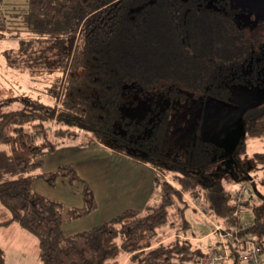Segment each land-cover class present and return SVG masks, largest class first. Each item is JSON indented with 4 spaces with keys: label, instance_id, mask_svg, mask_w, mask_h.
Here are the masks:
<instances>
[{
    "label": "trees",
    "instance_id": "trees-1",
    "mask_svg": "<svg viewBox=\"0 0 264 264\" xmlns=\"http://www.w3.org/2000/svg\"><path fill=\"white\" fill-rule=\"evenodd\" d=\"M26 5L15 16L18 28L8 26L0 10V30L15 32L0 38L16 39L17 30L26 31L6 58L22 71L55 74L45 90L53 102L18 96L23 105L0 114V202L12 213L0 225L17 222L36 235L41 264H198L206 253L184 231L161 243L155 239L168 221L173 195L181 201L184 193L203 198L212 217L230 227L243 219L233 216V192L210 169L209 141L197 140L190 162L163 153L170 112L193 97L228 101L234 85H263L264 23L245 26L231 0H27ZM138 108V115L125 113ZM243 121L238 151L244 155L250 139L264 137V101L247 107ZM78 137L82 147L101 144L154 167L160 205L125 209L65 236L64 221L94 213L98 200L73 165L52 172L43 167L45 156ZM5 173L11 178L2 180ZM61 177L83 183L82 207L66 210L34 189L39 179L55 185ZM245 207L254 216L242 235L262 247L264 261V200L251 204L248 198ZM231 256L239 264L238 255ZM0 264H6L1 247Z\"/></svg>",
    "mask_w": 264,
    "mask_h": 264
},
{
    "label": "rangeland",
    "instance_id": "rangeland-1",
    "mask_svg": "<svg viewBox=\"0 0 264 264\" xmlns=\"http://www.w3.org/2000/svg\"><path fill=\"white\" fill-rule=\"evenodd\" d=\"M231 1L235 8L240 9L238 17L245 26L251 28L264 23V0ZM26 2L27 0H0V10L4 13L8 26L18 28L19 21H17L18 19L15 16L25 10L27 6ZM17 32L18 37L16 39L0 38V100H11L0 105V114L21 107L23 104L17 99L18 96L39 99L47 104L53 102V99L45 90L54 79L55 74H44L41 71H22L13 67L10 61L7 60L6 52H16L20 46V39L24 38L27 34L23 29L17 30ZM13 33L15 32L0 30V36H10ZM48 69L50 71L51 67H48ZM262 101H264V83L258 86L234 85L232 96L228 101L193 97L188 101L177 103L170 112L171 117L163 145V153L178 162H190L197 140L203 139L209 141L213 146L210 169L216 172L217 179L224 182L233 192V195L242 184L247 183L249 191L246 199L250 198L251 204L262 202L264 200V186L262 184V179L264 178V159H262L264 158V137L250 139L244 155L238 151L240 142L244 136V110ZM125 113L138 115L140 110L139 108L135 111L127 109ZM81 139L83 140L82 137H78L77 140H71L69 143L61 146L68 148L63 151L64 154L65 152L73 153L76 149L82 150L83 148L91 147L80 146L78 143H80ZM96 146L105 147L101 144H96ZM100 147L97 148L109 151L106 147ZM116 156L118 155L112 154V158L116 159ZM82 157L80 166L76 162L65 165H73L81 178L87 183L91 181V184H88L93 185V189H96V186L98 189H101L98 192L100 202H110L112 194L122 193L118 190L120 186L129 185L125 179L128 169L126 163H123L119 170H114V168H110L109 166L110 161L114 159L104 156L103 153L98 154L95 159V155H92L90 159H85L88 157L85 153L81 154ZM55 158L53 156L52 161L46 159V166L43 167L44 171L53 165L54 160L57 162ZM258 158L261 160H258ZM112 171H115L121 177L123 183L117 185L120 186L116 187V191L109 193L104 188H107L106 182H112L110 177ZM10 178L6 173L5 176H2V180ZM166 179L179 188L170 177H166ZM77 183L79 185L72 187V184L63 182L56 183L55 185H48L45 182L36 185L35 182L34 189H37L36 191L41 192L42 195L54 201L67 203L73 202L72 198L75 200L76 195H72L73 192L71 190L81 187V182H75V184ZM130 183L132 184V182ZM173 196L174 201L169 208L168 221L158 227L155 239L161 240L166 238L165 241H168L177 232L183 233L184 231L183 234L192 239L195 248L202 249L204 252H211L214 249L222 250L223 247L214 234L216 225L222 222L212 217L211 211L210 213L208 211L201 212L191 202V200L200 202L204 199H192L187 193H184L186 201H181L175 195ZM125 197L123 196L120 202L126 203L130 200ZM148 202H151V206L160 205L161 195H159L158 188H156L155 193ZM253 216L251 207L243 208V215L241 216L243 220L246 218L252 219ZM242 262L243 264H248L245 261ZM183 264L197 263L192 261Z\"/></svg>",
    "mask_w": 264,
    "mask_h": 264
},
{
    "label": "crops",
    "instance_id": "crops-1",
    "mask_svg": "<svg viewBox=\"0 0 264 264\" xmlns=\"http://www.w3.org/2000/svg\"><path fill=\"white\" fill-rule=\"evenodd\" d=\"M97 147L100 146H91L89 148H83L82 150L76 149L75 152H65L64 150L68 149L65 147H60L55 153L47 155L45 157L44 167L46 166V159L53 160L52 157L55 156L57 162H53V165H51L49 168H47L46 172H52L55 171L59 166L75 163L79 164L80 166V160L81 154H87V158H92V155H95L94 159L97 158L96 156L100 153H103L104 156H108L110 159L112 158V151L108 150H100ZM105 148V147H100ZM89 151V152H88ZM112 154H111V153ZM115 157V156H114ZM107 158V157H106ZM108 159V158H107ZM109 160V159H108ZM123 163H126L128 166L127 172H126V181H128L129 185L126 184L125 186L122 185L120 188H118L119 194H112L111 201L110 202H100L98 197V192L101 189H98L96 186V189H94L96 198L98 200V209L81 219L76 220H65L63 224V233L65 236L73 235L75 233L88 230L96 225H99L100 223H104L105 221L113 218L114 216L118 215L125 209H139L141 211H144L148 206H151L148 202L152 195L155 193L156 190V182L155 179L159 175L158 171L152 167L149 164H142L134 161L130 157L125 156H116V159L110 161V168L120 169L123 165ZM85 172V171H84ZM137 176V177H136ZM111 180L112 182H106V187L104 188L107 190V192H113L116 191V187L118 184L123 183L121 180V177L115 173V171L111 172ZM134 181V182H133ZM45 182L42 179H39L36 181V185L38 183ZM68 183L71 184L66 178L61 177L58 179L57 183ZM132 182V184L130 183ZM48 184L47 182H45ZM88 183L91 184V181ZM49 185V184H48ZM74 186L79 185V183L72 184ZM93 186V185H92ZM94 188V187H93ZM82 189H83V183H81V187H76L74 190H71L73 193L72 195H76L75 200L73 199V202H61L65 209H69L72 207H82L84 204L83 197H82ZM37 190V189H36ZM39 192V191H37ZM75 192V193H74ZM41 194V192H39ZM126 196L125 198L130 199L129 201L120 202L121 199H123V196ZM160 195V193H159ZM121 198L119 199V197ZM243 215V214H242ZM12 217V213L10 210H8L2 203L0 202V223L3 221H6ZM248 219V218H246ZM166 238L161 240H156L157 243L164 242ZM0 247L4 250L6 254V264H41V257H40V247H39V239L36 235L32 234L28 230L24 229L19 223L13 222L8 226H2L0 225ZM217 249V248H216ZM215 251V249L213 250ZM211 251V252H213ZM210 253V252H205ZM126 262V260H125ZM227 264H234L233 258H231ZM239 264H243L242 261L239 262Z\"/></svg>",
    "mask_w": 264,
    "mask_h": 264
},
{
    "label": "built area",
    "instance_id": "built-area-1",
    "mask_svg": "<svg viewBox=\"0 0 264 264\" xmlns=\"http://www.w3.org/2000/svg\"><path fill=\"white\" fill-rule=\"evenodd\" d=\"M249 191L247 183L242 184L234 194V204L237 206L233 214L234 217H241L243 214L244 202ZM201 199V198H196ZM201 212H209L208 203L204 200L194 202ZM253 225L251 219L242 220L241 224L230 227L225 222L218 223L214 234L217 236L222 250H215L200 257L198 264H227L231 259V254L236 253L241 261L248 264H264L262 247L258 245L252 237L242 235L244 231ZM242 235V236H241Z\"/></svg>",
    "mask_w": 264,
    "mask_h": 264
}]
</instances>
